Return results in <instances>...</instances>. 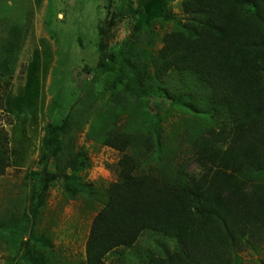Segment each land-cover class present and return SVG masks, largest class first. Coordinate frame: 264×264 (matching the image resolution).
Listing matches in <instances>:
<instances>
[{
	"label": "trees",
	"instance_id": "1",
	"mask_svg": "<svg viewBox=\"0 0 264 264\" xmlns=\"http://www.w3.org/2000/svg\"><path fill=\"white\" fill-rule=\"evenodd\" d=\"M158 1L151 22L169 20L167 3L173 1L184 18L149 55L151 72L141 64L146 56L130 62L133 53L121 48L117 57H104L105 46L97 45V68L130 74L122 87L114 81L113 99L126 100L117 113L135 109L137 115L132 129L103 132L102 144L120 154L117 179L91 221L83 264H106L113 253L121 264H242L240 253L264 249V0ZM157 91L168 103L153 101ZM143 107L157 126L143 124ZM172 110L184 114L183 131L163 135L160 122L169 121ZM55 127L43 140L42 169L33 173L40 193L32 212L56 177L47 172L48 158L61 169L55 144L64 123ZM8 140L0 127V176L10 166ZM72 158L69 192L89 167L83 152ZM149 158L156 164L143 167ZM192 163L197 174L188 171ZM146 235L151 239L144 248L139 240Z\"/></svg>",
	"mask_w": 264,
	"mask_h": 264
},
{
	"label": "rangeland",
	"instance_id": "2",
	"mask_svg": "<svg viewBox=\"0 0 264 264\" xmlns=\"http://www.w3.org/2000/svg\"><path fill=\"white\" fill-rule=\"evenodd\" d=\"M158 2L0 0V127L7 130L10 154V166L0 176V264H32L39 259L45 264L84 263L91 221L106 200L105 189L117 179L120 154L102 144L103 132L107 127L132 129L137 115L135 109L117 113L126 100L113 99L114 81L122 87L130 74L113 75L97 68V45L105 46L104 57L111 53L117 57L121 48L133 53L130 62L146 56L141 64L147 63L151 72L149 55L157 54L164 33L184 18L179 1H173L167 3L169 20L151 22L158 16ZM156 93L153 101L168 103L162 91ZM142 111L145 126L159 124L145 107ZM170 114L169 121L160 122L162 134L177 136L183 131L184 114L179 110ZM62 123L64 131L55 144L61 169L48 158L47 172L56 177L45 190L42 206L32 212L40 193V178L33 173L42 169L43 140L48 128ZM78 152L86 156L89 167L78 173V184L69 192L67 177ZM188 156L182 154L183 159ZM155 164L149 158L143 167ZM188 171L197 174L198 169L192 163ZM150 239L140 238V246L147 247ZM238 258L242 264H264V249H248ZM105 262L121 264V257L113 253Z\"/></svg>",
	"mask_w": 264,
	"mask_h": 264
},
{
	"label": "crops",
	"instance_id": "3",
	"mask_svg": "<svg viewBox=\"0 0 264 264\" xmlns=\"http://www.w3.org/2000/svg\"><path fill=\"white\" fill-rule=\"evenodd\" d=\"M88 235V234H87ZM86 240H87V238L85 239V241H84V251H85V243H86ZM84 254H85V252H84ZM85 259V258H84Z\"/></svg>",
	"mask_w": 264,
	"mask_h": 264
},
{
	"label": "water",
	"instance_id": "4",
	"mask_svg": "<svg viewBox=\"0 0 264 264\" xmlns=\"http://www.w3.org/2000/svg\"><path fill=\"white\" fill-rule=\"evenodd\" d=\"M79 78H82V77L79 76Z\"/></svg>",
	"mask_w": 264,
	"mask_h": 264
}]
</instances>
